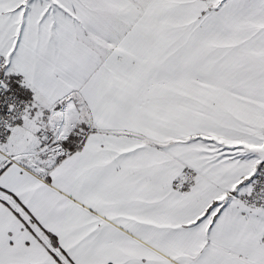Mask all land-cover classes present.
I'll list each match as a JSON object with an SVG mask.
<instances>
[{"label":"snow or ice","instance_id":"6c2138e0","mask_svg":"<svg viewBox=\"0 0 264 264\" xmlns=\"http://www.w3.org/2000/svg\"><path fill=\"white\" fill-rule=\"evenodd\" d=\"M0 264H264V0H0Z\"/></svg>","mask_w":264,"mask_h":264}]
</instances>
